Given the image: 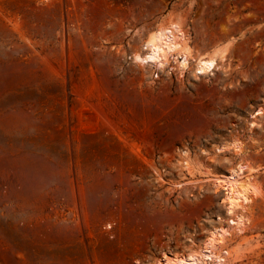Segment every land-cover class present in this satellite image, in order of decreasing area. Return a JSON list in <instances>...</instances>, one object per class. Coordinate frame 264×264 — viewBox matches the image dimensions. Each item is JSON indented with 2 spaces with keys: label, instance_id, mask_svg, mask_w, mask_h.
Segmentation results:
<instances>
[{
  "label": "rangeland",
  "instance_id": "1",
  "mask_svg": "<svg viewBox=\"0 0 264 264\" xmlns=\"http://www.w3.org/2000/svg\"><path fill=\"white\" fill-rule=\"evenodd\" d=\"M160 20L182 24L193 55L226 44L227 61L206 76L134 63ZM259 108L264 0H0V264H150L196 248L225 222L209 175L238 161L262 167L259 194L221 249L264 264ZM233 138L245 153L214 152ZM181 149L210 173L184 174Z\"/></svg>",
  "mask_w": 264,
  "mask_h": 264
},
{
  "label": "bare ground",
  "instance_id": "2",
  "mask_svg": "<svg viewBox=\"0 0 264 264\" xmlns=\"http://www.w3.org/2000/svg\"><path fill=\"white\" fill-rule=\"evenodd\" d=\"M161 20L156 26L146 31L140 47L131 53L130 59L134 63L144 68L154 67L162 70L167 63L173 61L172 69L174 68L180 74L186 68L187 71L193 73V76L196 74L206 76L214 74L227 61L226 44L217 45L209 53L193 55L182 24L173 20H170L168 24H162ZM263 113L262 108H259L252 115L251 127L258 124L255 119H259L258 115H263ZM242 144L239 139L233 138L226 144L216 145L214 152L223 153L227 150L240 155L245 153ZM187 151V149H181L179 158L176 159V164L181 169L183 168L184 174L192 177L196 172L210 173V171L200 170L201 165L194 163ZM200 152L205 153L206 151L201 150ZM260 168L262 167L253 166L246 161H238L226 172L211 173L209 178L212 180V188L215 192H221L219 203L224 208V224L218 222L219 224L210 227L200 238L201 244L196 248L188 246L184 251L179 252L161 251L155 261L150 264H232L231 257H237L241 252L238 247L240 244L235 245L236 248H233V251L221 249V247L231 239L233 234L241 233L249 225L250 217L247 209L252 199L259 194L254 184L253 173ZM174 185L180 186V182ZM215 221H222V217H217Z\"/></svg>",
  "mask_w": 264,
  "mask_h": 264
}]
</instances>
